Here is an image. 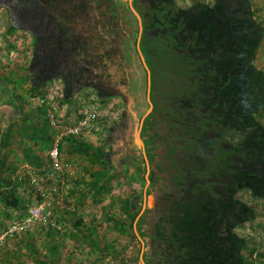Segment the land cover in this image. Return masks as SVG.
<instances>
[{
	"label": "rangeland",
	"instance_id": "1",
	"mask_svg": "<svg viewBox=\"0 0 264 264\" xmlns=\"http://www.w3.org/2000/svg\"><path fill=\"white\" fill-rule=\"evenodd\" d=\"M110 1L109 9L120 18L117 21L125 23V38L108 51L96 50L95 38L84 35L88 41L86 53L97 54V57L92 56L93 61L91 58L96 64L87 65L93 69L94 78L75 93L65 89L61 78L31 89L27 78L35 39L29 33L11 31L8 14L0 8V76L8 78L12 93L16 96L18 93L20 108L25 111L23 122H17L22 129L17 138L24 143L25 151L28 149L30 154L40 157L43 166L48 167L44 176L38 171L41 168L30 164L20 150L16 152L21 161L12 163L9 179L19 185L8 191L15 190L23 204L15 209L0 198V264H38L41 257L52 258L49 240L57 245L56 264H94L105 260V249L112 256L122 255L125 259L126 255L133 254L130 260H125L127 264H153L151 257L156 256L157 250L164 264H186L193 252L192 244H183L185 227L189 224L184 219L186 210L180 206L183 203L178 202L179 197H183L182 192L184 199L190 192L183 190V186L179 190L174 187L167 169L170 162L167 161L163 172L159 171L167 157L164 150L167 142L158 140L154 145L151 136L159 134L158 139H165L161 136L162 123L157 124L151 117L154 106L159 119L170 114V119L175 120L180 112L169 113L173 106L170 101L181 96L191 84V66L187 65L188 57L182 56L186 51L176 50L172 40V30L175 26L179 28L178 24L173 26L175 13L152 10L140 0ZM171 2L173 8L188 10L196 4L212 7L216 0ZM251 3L264 27V0H251ZM73 7L78 11L77 6ZM255 65L264 71V37ZM197 84L195 88L200 82ZM169 102L159 114L158 105L165 106ZM42 108L47 112L44 116L39 113ZM254 118L257 126H264V110ZM38 126H45L50 141H43L39 133L34 138ZM70 135L104 148L110 155L114 169L108 173L109 190L98 201L94 200L93 190L86 182L90 180L87 169H98L99 164L84 155L71 153L69 144L64 142ZM176 135L173 134L172 140L181 141L179 133ZM57 140L60 167L54 170L49 150ZM191 165L196 169L194 176L200 177L198 163ZM152 172L156 174L150 180ZM203 172L207 182L210 172ZM172 173L178 176L177 171ZM211 174L215 177V173ZM235 191L234 200L250 210L245 211L242 222L234 227L235 236L243 239L247 246L241 255L250 264H264V197L254 194L247 184ZM58 192L61 204L56 205L53 198ZM204 199L209 202L211 197ZM130 201H134L136 207L134 220L124 212ZM36 209L41 211L38 218L32 214ZM247 213H251L248 220ZM75 219L82 223L81 232L73 226ZM136 224H139L137 229ZM167 225L171 233L164 231ZM48 233L53 237H48ZM163 233H176L182 238H164L165 250H160L157 243ZM196 259H200L198 255ZM194 262L191 258L189 264Z\"/></svg>",
	"mask_w": 264,
	"mask_h": 264
},
{
	"label": "trees",
	"instance_id": "2",
	"mask_svg": "<svg viewBox=\"0 0 264 264\" xmlns=\"http://www.w3.org/2000/svg\"><path fill=\"white\" fill-rule=\"evenodd\" d=\"M143 1L152 10L175 13L173 23L179 28L174 27L171 32L173 44L176 50L186 51L182 56L188 57L187 65L191 66L190 87L170 101L173 106L169 113L177 111L180 116L171 120L169 114L161 120L155 106L151 115L157 124L162 123L161 136L165 137L158 139L159 134H153L152 143L167 142L164 148L167 157L159 171L163 172L168 166L167 161L170 162L167 169L174 187L179 190L183 186V190L190 192L185 199L182 192L183 197L178 199L183 203L180 206L186 210L184 219L189 224L185 227L183 244L193 245L191 255H184L183 259L188 258L186 264L191 258L195 259L193 264H250L240 251L247 247L245 241L234 234V227L242 222L245 211L250 210L235 201L234 194L235 189L247 184L254 194L264 197V126H257L258 121L254 118L264 110V71L255 65L264 27L255 15L251 0H216L212 7L196 4L188 10L173 8L170 0ZM110 4V0H0V8L8 14L9 29L29 33L35 39L27 78L32 90L61 78L65 89L75 93L80 86L93 80V69L87 65L94 63L92 56L97 57V54L86 53L88 41L85 36L95 38L96 50L108 51L125 38V23L122 22L121 27L122 23L117 21L120 18L109 9ZM73 6H77L78 11H74ZM166 34L168 36V32ZM197 81L200 84L195 88ZM170 102L165 106L158 105L159 114ZM8 107L17 110L10 82L0 76V109ZM20 113L23 117L21 108ZM39 113L44 116L47 112L42 108ZM38 133L43 141H50L45 126H38L34 138ZM176 133H179V142L172 140ZM64 142L69 144L71 153L84 155L99 164L98 169H87L90 180L86 182L93 190L94 200L98 201L109 190L108 173L114 169L110 155L104 148L95 147L74 135L65 137ZM185 147L188 149L184 150ZM25 158L32 165L43 166L42 159L30 152L25 153ZM196 162L197 175L202 174L198 178L191 165ZM2 163L0 161V167H3ZM173 170L178 176L171 174ZM203 170L210 172L207 182ZM155 174L151 173L150 180ZM2 176L3 172H0V189L6 185L7 191L0 190V198L9 206L20 209L22 200L15 190L8 191L19 183ZM205 196L211 197L209 202ZM133 202L124 207V212L134 220L137 214H134ZM246 217L250 219L251 213ZM213 218V222L208 223ZM81 224V221L73 220V226L79 232ZM138 226L136 224V229ZM164 231L170 232L169 225ZM47 235L53 237L51 233ZM168 237L176 239L177 234L163 233L157 243L160 250H165L163 239ZM49 247L52 258L49 255L41 257L38 264H56L59 259L57 245L49 240ZM151 252L154 253L153 249ZM104 253L105 260L94 264H127L125 260H130L133 255H126L125 259L122 255L112 256L108 249ZM155 253L156 256L151 257L153 264H164L158 250Z\"/></svg>",
	"mask_w": 264,
	"mask_h": 264
},
{
	"label": "crops",
	"instance_id": "3",
	"mask_svg": "<svg viewBox=\"0 0 264 264\" xmlns=\"http://www.w3.org/2000/svg\"><path fill=\"white\" fill-rule=\"evenodd\" d=\"M3 78L8 80V78L6 77ZM18 97H20L18 93L17 96L13 94V98L16 101V105H17L16 111L14 109H10V107L0 109V132H3L0 135L2 141V144L0 145V161L3 162L2 163L3 167H0V172H3L2 178H5L6 180H9V178L12 176V173L9 172L12 169L11 168L12 163L15 160L18 159L20 160L21 156L24 157L25 153L29 152L28 150L25 151V149H23L24 143L21 141L20 137L17 138V136L21 134V130H22L21 125L17 122H21L22 120L25 119V116L21 117L22 114L20 113V104L18 101L19 99ZM22 110H23V114H25L23 108ZM2 127H4L5 129ZM18 150H20V154H21L20 157L16 153ZM14 155L16 156V159L13 158ZM2 157L3 159H1ZM5 189H7L6 185H4V187L1 188L0 190L4 191ZM141 260H143V255Z\"/></svg>",
	"mask_w": 264,
	"mask_h": 264
},
{
	"label": "built area",
	"instance_id": "4",
	"mask_svg": "<svg viewBox=\"0 0 264 264\" xmlns=\"http://www.w3.org/2000/svg\"><path fill=\"white\" fill-rule=\"evenodd\" d=\"M60 143L59 140L56 141L55 145L49 150V159L51 161V166H53L54 170L59 169V162H60V149H59ZM41 174L44 176L48 173V167L46 165L42 166L40 170H38ZM56 173V171H54ZM55 192H57V188L54 189ZM61 198L59 196V192L55 198H53V201L56 205L61 204ZM33 217L38 218L41 215L40 209H36L32 212Z\"/></svg>",
	"mask_w": 264,
	"mask_h": 264
},
{
	"label": "flooded vegetation",
	"instance_id": "5",
	"mask_svg": "<svg viewBox=\"0 0 264 264\" xmlns=\"http://www.w3.org/2000/svg\"><path fill=\"white\" fill-rule=\"evenodd\" d=\"M140 1H143V0H140ZM174 20V19H173ZM174 24V23H173ZM173 26H175V24L173 25ZM176 27V26H175ZM177 28V27H176ZM215 218H213V219H209V222L208 223H211V222H213V220H214ZM211 220V221H210ZM238 238V237H237ZM243 249V248H242ZM242 249L240 250V251H242ZM242 253V252H241Z\"/></svg>",
	"mask_w": 264,
	"mask_h": 264
}]
</instances>
